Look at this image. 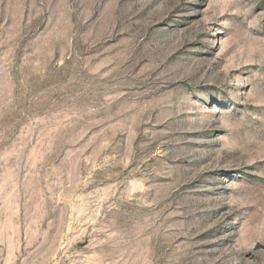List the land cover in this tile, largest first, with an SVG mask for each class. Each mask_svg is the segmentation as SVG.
Masks as SVG:
<instances>
[{"label": "rangeland", "instance_id": "rangeland-1", "mask_svg": "<svg viewBox=\"0 0 264 264\" xmlns=\"http://www.w3.org/2000/svg\"><path fill=\"white\" fill-rule=\"evenodd\" d=\"M0 264H264V0H0Z\"/></svg>", "mask_w": 264, "mask_h": 264}]
</instances>
